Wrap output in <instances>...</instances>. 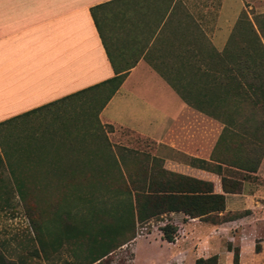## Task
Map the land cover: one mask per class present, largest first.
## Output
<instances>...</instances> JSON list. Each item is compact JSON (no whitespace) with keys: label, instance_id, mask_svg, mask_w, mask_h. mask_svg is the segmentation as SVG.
<instances>
[{"label":"crops","instance_id":"0c3cea01","mask_svg":"<svg viewBox=\"0 0 264 264\" xmlns=\"http://www.w3.org/2000/svg\"><path fill=\"white\" fill-rule=\"evenodd\" d=\"M188 5L186 0H0V129L55 119L74 132L101 88L88 89L124 75L97 113L98 124L110 129L107 140L163 159L166 171L211 183L213 194L225 198L218 216L242 212L223 223L170 214L181 217L175 224L169 219L180 239L159 241L180 247L170 262L194 264L216 255L218 264H232L227 244L233 246L234 237L224 248L214 234L225 230L226 235L229 225L239 223L241 236L233 246L240 249L239 264H264V155L256 172H248L257 177V189L243 185L240 192L224 193L223 176L189 162L209 160L223 126L180 94V71L226 51L240 14L247 6L264 14V0H218L216 10L205 4L192 12ZM98 6L94 21L92 8ZM53 151L69 157L83 149Z\"/></svg>","mask_w":264,"mask_h":264},{"label":"rangeland","instance_id":"374dc122","mask_svg":"<svg viewBox=\"0 0 264 264\" xmlns=\"http://www.w3.org/2000/svg\"><path fill=\"white\" fill-rule=\"evenodd\" d=\"M186 1L189 5L185 7L192 12L199 10V6L205 4H213L212 7L216 10L217 5L214 4L218 0ZM241 15L230 37L233 44L226 52L223 50L221 53L211 54L207 61L201 64L202 66L194 64L180 71V94L189 98L190 100H186L192 106L203 107L202 111L212 115L223 129L224 124L220 121L222 120L220 103L227 108L226 129L222 130L209 160L203 161L208 163L210 172L216 174L220 172L219 175L226 177L228 184L233 188L239 187V192L242 191L243 185H248L249 189H257L259 183L257 177L249 175L242 168L251 167L254 160H261L264 155V152L261 153V150L249 145L255 141L244 129L237 126L241 122L243 113H233L232 108L235 102L238 103V98L236 96L233 98L236 81L230 80L232 74L230 69L234 65L233 54L251 50L248 44L250 33L245 28V24L250 22L258 34L257 28H260L264 22V14H258L248 6ZM96 18L102 19V13H97ZM102 92L100 97L95 96L90 100L88 111L82 114L80 118L82 120L78 119L77 128L74 130L76 134L67 128L66 124L65 126L59 124V120L55 119H37L35 124L24 128L21 126L19 129H0V157L3 159L0 168V193L3 197L11 196L9 186L11 187L15 179L26 183L32 189L35 188L28 192L26 205L16 197L13 208L0 211V252L8 260L21 261L23 264H87L83 242L81 244L67 242L61 250L49 253L46 258L37 255L38 244L31 221L43 226L44 230L52 229L59 227L61 221L59 218L64 220L65 214L69 213L77 223L86 224L90 219L88 211L99 210V203L107 195L105 190L107 183L136 178L141 167L163 168V159L152 157L147 152L116 146L115 143L111 144L107 140L106 134L110 129L103 128L97 122L98 108L107 93ZM60 147H79L83 152L67 157L66 154L53 151L54 148ZM247 156L252 163H249ZM180 160L188 162L187 159ZM190 161L192 163L191 159ZM193 164L198 165L197 161ZM8 165L14 170L13 174L10 173ZM73 165L82 166L81 171L72 174L70 171ZM116 165L120 171H117ZM72 177L96 183L91 189H83L71 195V192L63 191L60 185L68 183L67 181ZM261 185L264 191V183ZM38 186H47V190H37ZM244 189L246 190L247 186ZM241 214L242 212L237 209L233 212L229 211L226 215L215 214L205 221L223 223ZM169 219L173 224L181 221L179 215H171ZM162 224L160 218L138 226L135 238L138 241L132 240L94 264H177L175 261H170L180 255V247L176 244L159 242L162 240L159 231ZM229 227L230 231L226 235L225 230H218L214 234L220 239V241L216 240V244L221 242L224 248L231 237H234L233 246H238V238L241 236L239 223ZM177 238L180 239L178 233ZM243 243L242 250L246 256L249 254V246L246 241Z\"/></svg>","mask_w":264,"mask_h":264},{"label":"trees","instance_id":"16d2710c","mask_svg":"<svg viewBox=\"0 0 264 264\" xmlns=\"http://www.w3.org/2000/svg\"><path fill=\"white\" fill-rule=\"evenodd\" d=\"M101 6L92 8V16L95 21V10ZM241 15V14H240ZM243 18V14L241 15ZM240 16V19H241ZM246 25H249L246 26ZM249 35L251 47L249 52L234 53V65L231 67L230 80L236 81L233 94L238 98V103L232 105L233 113L242 112L241 122L237 124L240 129L252 138L255 143L249 145L256 150L264 152V22L258 29V34L252 24H245ZM242 30L244 31L243 27ZM233 35V34H232ZM232 37V36H231ZM233 43L231 38L228 41L227 49ZM226 49V50H227ZM226 52V51H224ZM124 75L116 77L88 90L101 88L98 93L92 94L89 102L95 96L100 97L102 91H106L105 99L101 103L98 111L113 96L120 87ZM103 93V92H102ZM232 102H230L231 104ZM89 105V104H88ZM244 105V107H242ZM221 111L220 120L226 129L227 108L223 103L219 107ZM246 109V111H244ZM235 125V124H234ZM192 160L190 164L194 167L211 171L207 162L203 160ZM247 160L252 163L250 159ZM198 163L194 165L193 162ZM260 159L254 160L251 167H244L246 172H256ZM3 159L0 157V168ZM10 167V173L14 170ZM80 166V165H79ZM72 166L71 173H78L81 167ZM117 171L120 168L117 167ZM220 172H218L219 174ZM136 178L123 179L119 182L107 183L105 190L107 195L99 203V210L88 211L89 222L79 224L69 213L65 214L64 220L59 218V227L52 229L45 228L40 224L36 225L31 221L33 230L36 233L38 244L37 255L48 257L49 253H55L62 249L67 242H83L86 250L87 264H94L106 258L116 249L131 242L136 238V230L140 225H146L152 220L162 219V226L159 227L161 239L167 243L175 242L178 227L169 220V215L182 213L186 219L200 218L207 220L209 217L224 211V195L213 194L212 184L189 178L183 175L174 174L163 168L148 169L147 166L141 167ZM68 183L61 186L63 191L71 192V195L91 189L95 181H82V179L72 177ZM11 196L3 197L0 193V211L13 208L14 201L17 199L24 205L28 201V192L34 190L26 183L15 179L11 183ZM37 190L45 191L46 187H37ZM222 188L224 193H237L239 187H232L228 180L222 177ZM1 189V188H0ZM49 189V187H48ZM13 196V197H12ZM227 250L232 252V264H239L240 249L227 244ZM0 264H23L8 260L0 252ZM194 264H218V257L213 255L208 258H199Z\"/></svg>","mask_w":264,"mask_h":264}]
</instances>
